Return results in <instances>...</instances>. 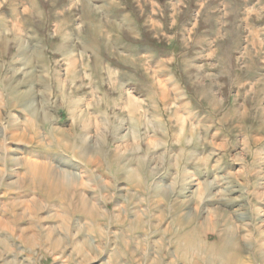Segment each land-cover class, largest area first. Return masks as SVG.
Instances as JSON below:
<instances>
[{"label":"rangeland","instance_id":"obj_1","mask_svg":"<svg viewBox=\"0 0 264 264\" xmlns=\"http://www.w3.org/2000/svg\"><path fill=\"white\" fill-rule=\"evenodd\" d=\"M0 264H264V0H0Z\"/></svg>","mask_w":264,"mask_h":264},{"label":"bare ground","instance_id":"obj_2","mask_svg":"<svg viewBox=\"0 0 264 264\" xmlns=\"http://www.w3.org/2000/svg\"><path fill=\"white\" fill-rule=\"evenodd\" d=\"M57 171V170H56ZM55 175H57V174H55ZM57 176H59V175H57ZM60 176H61V178H63V179H69V180H73V179H76L77 177H78V175H75V174H66V173H63V172H61L60 173ZM54 178H56V177H54ZM60 178V177H59ZM79 178V177H78ZM56 180V179H55ZM57 181V180H56ZM61 181V180H60ZM60 181L58 182L57 181V184L59 185V186H61L60 185ZM67 181V180H66ZM70 181V182H71ZM68 182V181H67ZM55 183V182H54ZM73 183V182H72ZM57 184H55V185H57ZM65 184V183H64ZM63 188V187H62ZM65 188V187H64ZM213 261H215V260H213ZM212 261V262H213ZM216 262V261H215Z\"/></svg>","mask_w":264,"mask_h":264}]
</instances>
